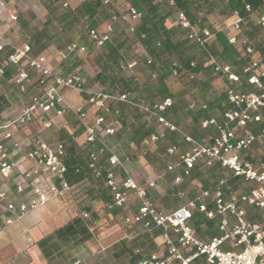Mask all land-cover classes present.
Masks as SVG:
<instances>
[{"label": "built area", "instance_id": "1", "mask_svg": "<svg viewBox=\"0 0 264 264\" xmlns=\"http://www.w3.org/2000/svg\"><path fill=\"white\" fill-rule=\"evenodd\" d=\"M162 1L158 0V2ZM103 3L113 5L112 0H104ZM167 3L170 7H175L174 0H167ZM63 7H66V4H63ZM1 15L0 11V79L7 68H13L14 72L10 76V81L17 86L19 94L24 93L27 86L33 82L27 72L28 68L37 75L36 81L39 84L38 93L33 95L27 104H14L7 95L6 109L8 111L6 112L5 109V115L0 119V223L4 227L14 224L51 201L66 199L73 203L72 187L66 179L63 141L52 147L41 137L24 142L16 139L19 130L34 123L39 126V132L52 128L59 131L65 130L68 124L66 117L72 116L83 129V144L95 146V149L89 152L88 167L95 178H103L104 188L112 196V206L124 207L130 195L136 196L140 202L138 211L133 215L125 216L124 223H142L148 232L153 226L162 228L164 232L171 230L176 235L180 247L195 249L189 257L184 258L166 238V244L169 246L168 256L152 253L143 258L140 264H170L171 259L179 260L181 264H190L199 256L205 257L206 264H264V224L248 221L244 208V206L253 208L264 218V162L253 164L241 157V154L249 150L258 138L264 137V127L257 134L249 128L251 124L262 121L260 110L264 107V58L255 56L256 49L252 46L248 34L250 30L244 28L245 19L254 18L255 24L263 30L264 34V12H256L250 3H244L241 9L231 13L228 22L224 23L223 28L219 30L224 31L226 44L239 52L241 59L244 58L247 62L242 64L239 72L232 71L229 64H219L212 56H208L209 64L215 74L226 76L231 83L240 85L244 79L248 90L238 92L234 88L227 89L220 118L200 121L203 130L212 128L215 132L208 141L197 140L181 132L164 117L165 111L171 107L170 98L160 103L147 104L125 93L112 94L103 90H90L78 74L63 75L54 72L47 55L43 53L31 55L30 38L22 40L19 44L4 38L1 28L5 20ZM142 15L133 3H129L110 15L109 23L103 31L99 32L96 27L88 26L85 27V32L94 47L102 48L111 41L116 23H121L125 31L132 34L140 24ZM171 18L167 19V21L171 20L170 25L182 30L185 38L200 48H204L215 36L212 30L191 23L181 10H175ZM16 19L15 14L8 16L9 21H16ZM88 19V16H83L80 22L85 24ZM7 47L9 53L2 56ZM85 52L84 44L73 41L58 50L54 59L57 63H62L75 54ZM135 64V61H131L127 67L130 69ZM144 65L153 69L150 72L151 78L155 79L159 76L157 62L148 58ZM190 66L194 67L195 64L191 62ZM173 74L176 73L173 72ZM189 78L194 79L195 75L191 74ZM61 91H74L85 95V104L94 113L92 122L86 123L87 109L81 106L71 107ZM119 105H125L141 113L147 125L154 122L162 131L179 133L185 144L190 146L187 150L180 152L176 158L174 157L177 153L175 145L165 150V155L173 157V160L165 165L164 171H181V174L174 177L173 185L181 184L183 178L189 177L191 170L196 166L210 168L217 164L221 169L229 171L232 177L249 184V191L237 193L228 189L227 193H224L222 186L226 184V180H221L212 188L202 191L195 201H189L169 213L158 210L147 197V188L155 187V182L147 181L145 187L134 174L123 168L117 155L105 142L107 138L115 135L118 125V121L107 122L106 117L109 115L120 117ZM160 132L157 130L151 133L144 139V143H157L161 138ZM18 152H23V157L31 163L30 168L24 172L17 170V160L12 159ZM102 156H106L108 165L104 173L99 165ZM116 168L124 172V176L120 179L115 173ZM11 181L14 183V192L17 195L27 196L25 202L16 204L13 201H7V184ZM177 196L181 198L182 193H178ZM205 199L213 203L214 211L207 210L203 203ZM194 211L204 214L208 219L228 214L234 219V224L230 230H227L228 221L223 218L218 228L221 235L213 237L208 243H202L194 236L190 225ZM77 217L86 221L88 214L80 212ZM88 230L92 235L91 238L103 251L104 248L98 241L99 236L93 234L91 228L88 227ZM225 243H229L234 250H223L222 246Z\"/></svg>", "mask_w": 264, "mask_h": 264}, {"label": "crops", "instance_id": "2", "mask_svg": "<svg viewBox=\"0 0 264 264\" xmlns=\"http://www.w3.org/2000/svg\"><path fill=\"white\" fill-rule=\"evenodd\" d=\"M84 1H91V0H63V4H66V7L69 9H74ZM258 7H257L258 10L257 9H256L257 11L255 10L256 12H264V0L261 1V3L258 5ZM111 8H113L112 4L105 6V9L109 10ZM0 11L2 14L1 15L2 18L5 20L4 25L1 28V32L4 36V38L7 41L12 42V43H16V44H19L22 40H24L26 38H30V41H31L32 46H33L34 42H32V40H31L32 35L36 31H39L40 29H42L44 27V23L46 22V20H45V15H46L45 14V8L42 4V0H0ZM112 13H114V11H112V10L110 12H107V10L102 11L101 14L97 15L95 22H94L92 27L98 28L97 29L98 31H100V30L103 31L105 26L109 23V17ZM10 14L16 15V17H17L16 21H9L8 20V16ZM101 18H103V20H101ZM228 20H229V18L227 16H224V20L221 22L222 26H224V23H227ZM170 21L171 20L167 21V18H165V21H164L165 27L168 29L169 28H176V27L170 25ZM73 24L75 25L76 23H71V25H73ZM101 24H102V26H100ZM117 24H121V23H117ZM71 25H66L65 27L68 26L69 29L72 30ZM40 26H41V28H40ZM76 26H77V24H76ZM98 26H100V27H98ZM256 30L263 31L259 27H255V31ZM83 34H84V36H87L85 31L82 32L80 25H79V28L77 26V29L74 30L73 35L69 36L68 34H66L64 32L63 33L58 32V37H59V35L62 37L63 44H64V39H66L65 40L66 43L64 44V45H66L69 42L79 40L80 36L81 35L83 36ZM183 37L185 38L184 32H183ZM69 39H71V40L69 41ZM221 40H222V37H221V39L218 38V40H217V38H215L214 40H211V46L212 45L216 46L217 43L223 44L220 42ZM223 41L225 43L226 39H223ZM81 44H84V43L81 42ZM251 44L256 49L255 56H258V57L261 56L262 58H264V54L260 51L261 48H258V47L256 48V45L254 44L253 39L251 40ZM64 45H62V44L58 45L56 43L51 44V42L48 41L45 44V48L42 51L36 52L33 50V47H32L31 55L36 56L40 53L47 55L48 59L50 60V65L54 69V72H56V73H61L63 75H66L69 73H75V74L79 75L81 72V70H80L81 68H80V65L78 63H73L69 67L65 66L66 62H68L71 59L72 60L76 59L75 57H72V58H70L67 61L62 62V63H57L56 60L54 59L53 56H55L56 52L58 50L62 49L64 47ZM8 53H9V48L7 47L4 49L2 56L7 55ZM146 58L148 59L150 57L147 56ZM206 62H207V65L210 66V64H209L210 61L208 59ZM229 63H231V62L229 61ZM71 66H73V67L70 68ZM241 66H242V64L240 65L239 71L241 69ZM209 69L213 71L211 66ZM7 70L10 71L11 74L3 76L0 79V81H1L0 87L1 88L3 87L5 89L9 90L7 92H5V90L0 92V119H1V117H3L5 115L4 110L8 107V102L6 101L7 95L14 104L20 105V104L24 103L20 97L21 95L18 92L17 86L13 82L10 81V76L14 72V69L9 68ZM231 70L235 71L233 69V65H231ZM27 72L29 73L30 76L31 75L33 76V79H35L36 74L31 69L27 68ZM217 75L223 81L226 80V76L219 75V74H217ZM87 88L91 89V90L97 89L95 86H88ZM37 91H39V88ZM73 92L61 91V94L64 96L66 102L71 107L75 108V107L81 106V107L86 108L88 111V115H87L88 117L86 119V123L92 122V118L94 116V113L91 109H88L87 105L85 104L86 96L78 94L77 92H75V93H73ZM160 96H161V94H160ZM166 98H170V97L167 96V97H165V99ZM163 100H164V98H162V96H161L158 103H160ZM216 100H217V98H216ZM218 101H219L218 105L220 104V102H223V100L220 101V99ZM201 103H203V104H201ZM191 105L193 107H190ZM188 108L190 110H188L187 112L192 113L194 115V118L202 116L201 120L210 119V118H217L218 119V118H220V116L223 112V109H224L223 106H222V108L219 106L214 107V106L210 105L209 103H207L206 101H203V102L201 101L200 104H196V105H195V103L189 104ZM263 109H264V107L260 110L261 117L263 116L262 115ZM7 111H8V109H6V112ZM173 111H174V107H172L170 110H166L164 113V117L169 120L170 119L169 115ZM66 119L68 121V124L66 125L65 130L59 131L56 128H52V129H49L46 131L39 132L38 131L39 126L34 123V124H30L29 126H26V127L22 128L21 130H19L16 134V139L24 142V141L29 140V139L31 140L32 138H35V137L36 138L41 137L44 140H46L50 146L55 147L58 142L63 141V137H64L63 135H65L67 137H70L75 142L77 147H79L81 149L88 147V148H90V150H94L95 146H85L83 144L84 143L83 129L81 127H79L78 123L76 121L73 122V120H71L70 116H67ZM201 120H198L199 124H200ZM263 127H264V119L262 117L261 123L251 124L249 128L253 132L256 131L254 133L257 134L259 132V130ZM155 130H157V129H155ZM163 132L164 131L160 132L161 138H160L159 142L166 140V139H164ZM237 135H239V133ZM114 136L116 138H118L116 135H114ZM130 138H132V136ZM130 138H128L126 140V142H122L120 140L121 141V142L119 141L120 147L124 148L125 146L128 145L129 147H134L137 149L138 146L136 144H134L133 142H131ZM109 140H111V138H107L105 140V142H107L109 144ZM171 145H175V144H170L167 147H169ZM165 149H164V151H165ZM255 149H257V150H255ZM180 152H181V150L178 147L177 153L175 154L174 157L176 158V156ZM23 154H24L23 152L15 153V155L12 158L14 161L17 160V170L19 172H24L27 169H29L31 166V163L28 162L23 157L24 156ZM117 157L120 160L123 168H125L126 167V163H125L126 157L125 158H123L122 156L119 157V155H117ZM241 157L243 160L251 162L253 164H256L258 162H264V137L258 138L252 144V146L249 148V150H247L241 154ZM168 158H169V161H167V163L172 162L173 157H168ZM105 159H106V156H102L100 159V163H99L101 168H103L102 169L103 173H104V170L108 167L106 162L103 163V161ZM137 166L140 168V171L139 172L134 171V172L135 173L137 172L136 174L138 175L139 178H143V179L145 178L146 182L153 180L156 184V187L154 189H150V191H152V192L154 191V192L158 193V196L160 198L165 197V195H166L165 194L166 192H164L161 188V184H163L165 182L166 183L170 182V185L175 189L174 196L177 197V199H179V197L177 195H178V193H182L181 198L186 199V201H184L185 202L184 204H181V205H178V206L172 207V208H168L165 205L166 204V198H165V200H163L164 202L158 203L155 205V207L158 210L160 209L161 211H163L165 213H169V212L177 209L178 207L185 205L189 201H195L200 196L202 191L208 190L209 188H212L213 186L217 185L219 183V181H221V180H226V184L222 186V190L224 193H227L228 189H230L234 192H237V193H240V192L246 193L250 189L249 184L245 183L244 181H242L239 178L232 177V174L229 171L221 169L217 164H215L213 167H210V168H206L203 166L199 167V169L196 171V174L194 176L191 173L189 177H184L181 184H179L177 186L173 185V179L176 175L181 174L180 170H175L172 172H165L164 171L165 167H163V170L161 172H157V171L155 172L153 170V166H151L150 162L147 161L145 158H142V159L138 158L137 159ZM200 168L205 169V171H204L205 173H208V172L212 173L213 178L211 180H209V181H212L211 183H207V181L205 179L201 178L202 174H200L201 173ZM117 170H121V169L116 168L115 173H117ZM226 173L230 174L229 178L227 176L223 177V175H226ZM132 174H134V173H132ZM123 176H124V172L121 170V174L118 176V178L120 179ZM96 179H100L103 182L102 177L96 178ZM232 181L241 182V183L245 184L246 189L244 191H239V192L232 189L230 187V184ZM83 182H84V180L79 181L78 183L75 184V187L79 184H82ZM0 185H1V182H0ZM210 185H213V186L210 187ZM103 187H104V182H103ZM190 187H191V189H189ZM7 188H8L7 201H13L16 204L26 201L27 196H19L14 192L13 181L8 182ZM147 192L149 195V190H147ZM107 193L109 196L108 198H110L111 201L109 200L105 204L103 202H101V204L103 203V205L106 207L109 219H113V217L116 219L118 217V219L119 220L122 219V221L124 223V217L125 216L133 215L138 211V208L140 206V202L136 198V196L130 195L128 198V203L124 207L118 208V207L112 206V204H113L112 196L108 190H107ZM86 196L88 198V195H86ZM73 198L77 199V195L76 196L72 195V200H74ZM75 201L73 203H71L69 201H66V199L65 200H54V201H51V202L33 210L32 212H30L29 214L24 216L21 220L15 222L14 224H12L10 226L4 227L0 223V264H59V263L63 262V260H66V262L68 264H71L72 261L74 262L75 260L76 261L73 264H75L76 262H78V264H85L86 260H84V261L80 260L83 257L84 253H85V256L89 255L91 257L90 259H92L96 254L93 253L91 248L89 251L86 248L87 245H89V240H91V238L89 240L83 242L82 244L71 248L70 250L65 252L64 255L59 256L56 259H53V258L55 256V254L57 253V251H53L52 254L48 255L49 254L48 246L47 245L46 246H40L39 245V242L43 241L46 237L52 235L56 230L64 227L68 222H70L74 218H77V216L79 214L77 204L79 203V201L78 200H75ZM203 203L205 204L207 210L214 211V205L210 200L205 199V200H203ZM130 206L133 208V210H131V208H129ZM244 208L246 211V219L248 221H256V222H260V223L264 224V218L261 216V214L258 211H256L253 208L247 207V206H244ZM114 211H115V213H114ZM223 218L227 219V221H228L227 230H230L231 226L234 224V219L231 216H229L228 214H225L224 216H215L213 219H208L206 216H204V214L199 213L198 211H194L193 217L190 220V225L192 227L194 236L202 243H208L213 237L220 236L221 232L219 231L218 228H219L220 222ZM116 223H117V221H116ZM128 227H129L128 229L132 230V234L136 232L135 229L140 228L139 230L141 232H143L145 230L142 223L131 224V225H128ZM116 228H117L118 232L112 236V240L107 238L105 241L104 240L102 242L100 241V245L102 244L101 247L104 248V250L101 253H104V252L105 253H109V252L113 253L114 252L112 257L119 259L120 257H122V255L124 253L123 248L125 245V241L123 239L126 237V234H123L120 231L121 227L117 226ZM150 232H151V234H149L148 240L143 242L142 244H140V245H142L140 247H144L145 243H148L149 246L150 245L153 246V250L150 251V253L145 255V256L141 255L140 250H138V249L134 250V253L136 255L139 254V256H141L138 264L141 263V260L143 258L147 257L148 255H150L152 253L153 254L157 253L159 255L167 257L169 246L166 244V238H168L171 241L172 245L177 248L178 253L181 256H183L184 258L189 257L193 252H195L194 248H182V247H180L177 243L176 235L171 230H167L166 232H164V230L162 228L153 226V233H152V230ZM137 235H138V233L134 234L132 236V238L136 237ZM225 246L227 248H225ZM222 249L223 250H234L229 243H225L222 246ZM136 251H138V253H136ZM128 260L127 259L122 260L121 264H128ZM170 264H181V263L179 260L171 259ZM190 264H206L205 257L199 256V257L193 259L190 262Z\"/></svg>", "mask_w": 264, "mask_h": 264}, {"label": "rangeland", "instance_id": "3", "mask_svg": "<svg viewBox=\"0 0 264 264\" xmlns=\"http://www.w3.org/2000/svg\"><path fill=\"white\" fill-rule=\"evenodd\" d=\"M131 3V0H114L113 1V8L111 9H103V11L110 12L111 10L116 12L118 10L123 9L126 4ZM139 8L142 10V12H146L147 8L144 3L139 2ZM59 10H64L67 7H63V1L59 3ZM159 9H162L160 7ZM168 9L169 8H165ZM191 11L193 12L194 16L196 17V25L198 27H204L207 29L212 30L215 33V36L211 39L214 40L215 38L221 39L220 41L223 44L217 43L216 46H211V40L208 42V44L204 48H200L194 44L187 43L185 46V52L184 55L190 58H193V63L197 64L199 63V70L198 73H196V76L194 79H191L189 77L184 76L182 73L175 75V74H169L162 77V82H160V76L153 79L150 77V72L153 71V69H150L149 67H146L144 65L146 57L148 56L145 52V50L142 48L141 43L138 40H135V38L124 31V27L121 24H115L114 25V33L112 35V39H114L116 42H124L125 47L120 51V59L117 61V65H112L109 63V61H106L105 56H103V52H105L101 48H96L92 44V42L89 40L87 36L81 35L82 37V43L86 46V52L84 54H75L72 57H75L76 59H71L68 62H66L65 66L69 67L73 63H78L80 65V76L84 79L85 84L88 86H95L96 90H103L104 92L110 91L112 94H117V88L115 86H109L108 82L104 85H100L95 81L96 75L100 72L99 65L103 63H107L111 65V69L108 72V75L111 76V73L114 70H117L120 72V76L124 77L127 81L128 90L132 92L130 95L131 98L139 101H143L147 104H155L158 103L161 96L159 91L162 88V85L166 89V93L170 96L171 99V106L174 107V111L170 113V119L169 121L174 124L181 132L193 137V134L196 136H199L201 134V138L205 141H208L210 137L214 136L215 132L212 128L208 130H203L199 124V121H195L194 115L192 113L187 112L190 110L188 108L189 104H200L202 101H206L210 105L216 107L219 106V99H221V95L223 94L224 90L226 89V83L212 70H210V66L207 65V59L208 56H213L215 61L219 62L220 64H224L226 60L230 61L231 65H233V69L238 72L240 65L243 64V61L241 57L237 54L236 50L232 51V49H227L226 42L224 43L223 39H226L224 31H219L221 28H218L220 25H217L215 28L216 30H213L210 27H207L211 24V22H222L224 20L223 16H209L206 17V20L203 22L199 21L201 20L200 14L195 12L192 8ZM45 14L46 11H45ZM101 14V13H100ZM47 17L45 16V20ZM103 20V18H101ZM219 20V21H218ZM78 28L79 25L76 23ZM76 24L71 25L72 30L69 29V27H64L65 29L61 30L60 27H58V24H51L47 27L48 33L50 36H52L53 39H51L49 42L51 44H62L64 45L66 42L59 35L58 32H64L68 34L69 36L73 35L74 30L77 29ZM102 26V24L100 25ZM98 26V27H100ZM255 27H258L255 24L254 18H246L244 28L249 29L248 31L250 39L254 40V44L261 48V52L264 54V34L261 30H256ZM41 28V26H40ZM98 29V28H97ZM41 30V29H40ZM101 32V30L99 31ZM220 36V37H219ZM71 38V37H70ZM177 38H184L182 34L177 35ZM45 46V41L41 43ZM40 44V47L42 46ZM226 44V45H225ZM33 45V50L38 52L42 51L44 48L40 50L39 45L35 46ZM65 46V45H64ZM63 47V46H62ZM51 54V53H50ZM184 56V57H185ZM54 57V56H53ZM71 57V58H72ZM70 59V58H69ZM177 59L175 56L167 58L166 55L160 57L158 60L159 64V72L160 75L162 65L166 63L168 66L177 62ZM131 61H135L136 64L132 68H128L127 64ZM165 61V62H164ZM157 70V69H156ZM235 90H239L240 88H234ZM7 92L9 90L5 88L0 87V92L4 91ZM91 90V89H90ZM73 92V91H71ZM75 93V92H73ZM77 94V93H76ZM78 95V94H77ZM79 96V95H78ZM217 98V100H216ZM203 104V103H201ZM120 111H122L124 114L122 115V120L125 122V124L128 126V130L123 132L120 136V138H116L115 136L111 137V140H109V147L111 150L119 156H122L125 158L126 167L124 168L127 172L134 173L137 179L141 181V183L146 187V179L139 178L138 175L134 171H140V168L137 166V159L145 158L147 161L150 162L151 166H153V170L156 172H161L163 170V167H165L167 161H169V158L165 155L164 149L170 145L175 144L176 147L182 151L187 150L190 146L187 144L182 143L181 139H177L175 143L169 142L167 139L163 140L161 142L157 143H144V140L140 143L138 148L129 147L128 145L124 148L120 147L119 141L126 142L128 138L131 137L130 131L132 129H136L139 125L143 124L145 121L144 116H141L138 111H131L127 106L125 105H119ZM129 110V111H128ZM187 112V113H186ZM71 120L75 122L74 117L70 116ZM110 121H114L112 116H109L108 118ZM154 127V129H157L158 127L153 123H151ZM120 128V124L117 125V131ZM158 131L162 132V129L158 128ZM120 141V142H121ZM166 150V149H165ZM257 150V149H255ZM101 159V158H100ZM173 159V158H172ZM106 162V159L103 161V163ZM202 167V166H200ZM122 170V169H121ZM121 170H117V175L119 176L121 174ZM200 171L202 174L201 178L205 179L207 183H211L212 181H209L213 178V175L211 172L205 173V169L200 168ZM204 173V174H203ZM227 176L230 177L229 173H226V175H223V177ZM93 183L95 184V196H97L96 200H93L91 202H83L77 204L78 212H84L88 214V219L86 222H89L88 227L93 230V234L99 236V243L103 240L105 241L107 238L112 240V236L118 232L117 226L121 227L120 231L123 234H126V237L123 239L125 241L124 248L126 250H131L134 252V250H140L141 255L145 256L150 253V251L153 250V246H149L148 243H145L144 247H140L143 242L147 241L149 238V234L151 232L143 231L141 232L139 229H135L136 232L132 234V230L128 229V225L131 224H124L122 219L119 220L118 217L115 219H109L106 207L103 205L105 202H102V199L109 197L107 190L103 187V182L100 179L93 180ZM241 182H234L232 181L230 184V187L232 189H236V186L239 184V190L244 191L246 189L245 184H240ZM175 186V185H174ZM213 185H210L212 187ZM156 187V184H155ZM153 188H147L149 190V195L147 192L148 200L155 206L158 203L164 202L166 198V206L168 208L176 207L178 205L184 204L186 199L179 198L174 196L175 189L170 185V182H165L161 184V188L164 192H166L165 197H159L158 193L150 191V189ZM82 188L81 191H83V186L79 185L76 187V189ZM191 189V187L189 188ZM164 198V199H163ZM101 199V201H99ZM74 202V200H73ZM132 206V205H131ZM131 210H133L132 207ZM135 208V207H134ZM87 210H91L92 214L87 212ZM160 210V209H159ZM78 218V217H77ZM115 219V220H114ZM117 221V223H116ZM119 224V225H118ZM109 232V233H108ZM138 233V235L134 238L132 236L134 234ZM114 240V239H113ZM102 245V244H101ZM100 245V246H101ZM89 247V248H88ZM88 251H93L94 254H96L92 259L91 257L85 256V253L83 257L80 259L81 261L86 260L85 264H121L122 260L129 259L128 253H123L122 257L119 259L112 257L114 252L109 253H101L98 243L95 242L93 238L89 240V245L86 247ZM225 248H227L225 246ZM99 254H98V253ZM126 262V261H125ZM59 264H68L66 260H63V262Z\"/></svg>", "mask_w": 264, "mask_h": 264}, {"label": "trees", "instance_id": "4", "mask_svg": "<svg viewBox=\"0 0 264 264\" xmlns=\"http://www.w3.org/2000/svg\"><path fill=\"white\" fill-rule=\"evenodd\" d=\"M63 0H42V4L46 11V22L44 23V27L36 31L32 35V42H34L35 46L39 45L42 42L45 41V44L52 39V36L48 33L47 27L53 23L58 24V27H60L61 30L64 29V27L70 23H78L80 25V28L83 31H85V27H92L95 19L98 14H100L105 6L107 4H104V0H91V1H84L79 6H77L74 9L66 8L64 10H59V3ZM114 1V0H112ZM175 1V7H170L167 3V0H163L162 2H158V0H131V3H133L141 12L142 10L139 8V2L144 3L146 5L147 11L142 12V20L140 24L137 26L134 33L129 34L125 31V33L133 36L135 40H138L142 48L145 50L146 54L156 63H158V60L160 57L166 55L167 58L175 56L177 59L175 63L171 65H167L164 63L161 68L160 72V82H162V77L165 75L173 74L175 72V75H178L182 73L186 77H190L191 74H194L196 76V73H198L199 70V63L195 64L194 67L190 66V63L193 62V58L187 57L184 55L185 52V46L187 43H191L186 38H177V35L182 34L183 31L179 28H166L164 25L165 18H171L173 16V13L175 10H181L183 11L191 23H196V17L194 16L193 12L191 11V8L200 14V22H203L206 20V17L209 16H227L229 17L231 13L236 9H241L244 3H250L253 6L254 10H258V5L261 3L262 0H174ZM162 7V9H159ZM258 7V8H257ZM165 8H169L165 9ZM256 10V11H257ZM83 16H88L89 19L85 24H82L80 22V19ZM215 16V17H216ZM219 21V20H218ZM220 25L218 28L223 27L222 23L220 22H211V24L207 27L212 28L213 30H216V26ZM71 39H69L70 41ZM82 37L77 40L80 43L82 42ZM125 42V41H124ZM124 42H116L114 39L111 38V41L106 44L103 49L105 52H103V56H105L106 61H109L112 65H117L118 59H120V51L125 47ZM32 44V43H31ZM193 44V43H191ZM42 45V44H41ZM34 46V47H35ZM227 46V49H232V47ZM33 47V46H32ZM45 46L42 45L40 47V50L44 48ZM257 48V46H256ZM235 52V51H234ZM239 56L240 54L237 53ZM211 55V54H210ZM209 55V56H210ZM185 56V57H184ZM213 57V56H212ZM243 63L247 62L246 59L242 58ZM165 62V61H164ZM226 64L229 63L228 60L224 62ZM107 63H103L99 65L100 72L96 75L95 81L99 83L100 85H104L108 82L109 86H115L117 88V93L119 94H129L131 95L132 92L128 90V83L126 79L122 76H120V72L117 70H114L111 73V76L108 75V72L111 69V65ZM71 66L70 68H72ZM11 68V67H10ZM9 69V68H7ZM6 69V70H7ZM5 74L9 75L11 74L10 71H6ZM222 75V74H219ZM32 79L31 85L27 86V89L24 93H20V97L23 100L25 104H27L30 100V98L38 93L39 84L37 83V75L35 79H33V76H30ZM226 83V89L224 90L223 94L221 95V99L223 102H220L219 107L222 108V105H224L225 101V92L227 89L230 88H240L238 92H247L248 86L245 83L244 79H242V84L238 85L237 83H231L227 80L224 81ZM107 93H112L110 91H107ZM162 98L165 99V97H170L166 93L165 87L162 85L161 90L159 91ZM172 108L169 107L167 110H170ZM130 109V108H129ZM129 111V110H128ZM131 111H134L131 109ZM124 113L121 111L120 117L116 118L113 115L112 116L114 121H110L107 116V122H117L120 124L119 130L116 132V136L120 138L121 134L128 130V126L125 124V122L122 120V115ZM141 116H143L141 113H139ZM262 117L264 119V109L262 111ZM202 116L195 117V121L201 120ZM146 121V120H145ZM157 130L154 129L152 125H147L146 122L139 125L136 129H132L130 131V135L132 138L129 140L136 144L137 146L140 145V143L147 138L151 133L156 132ZM256 132V131H254ZM164 139H167L170 142L175 143L177 139H181L182 143L185 144L183 137L176 132H169L168 130H165L163 132ZM63 144H64V162L67 168L66 173V179L70 186L72 187V195L76 196L79 203L80 201L83 202H91L93 200L97 199V196H95V184L93 183V180L96 178L93 176L92 171L88 167L89 163V152L90 148H79L75 144V142L65 135H63ZM201 134L199 136H196L193 134V138L195 139H202ZM160 141V140H159ZM107 143V142H106ZM108 145V143H107ZM109 146V145H108ZM120 157V156H119ZM200 166H196L191 170L192 175L194 176L196 174V171L199 169ZM77 170V171H76ZM84 180L82 185V188L76 189L75 184L79 181ZM242 184V183H240ZM239 184L236 186V191L239 190ZM88 195V198L87 196ZM85 196V197H84ZM110 200V198H104L102 199V202L107 203ZM101 201V199H99ZM111 201V200H110ZM76 202V201H75ZM87 212L92 214L91 210H87ZM115 213V211H114ZM88 224L89 222L83 221L80 218H74L70 222H68L64 227L56 230L52 235L46 237L43 241L39 242L40 246H48L49 254H52L53 251H57L53 259L58 258L59 256L64 255L65 252L70 250L71 248L78 246L82 244L83 242L89 240L91 238V233L88 230ZM153 233V228H152ZM58 241V242H57ZM123 252L125 254L128 253L129 260L128 264H138L141 256L136 255L131 250H126V248H123ZM48 253V252H47ZM76 261V260H75ZM74 261V262H75ZM72 261L71 264L74 263Z\"/></svg>", "mask_w": 264, "mask_h": 264}]
</instances>
